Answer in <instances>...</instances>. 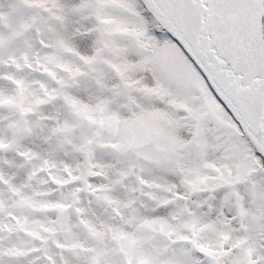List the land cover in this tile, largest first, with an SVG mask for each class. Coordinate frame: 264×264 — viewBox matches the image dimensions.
<instances>
[{"label":"snow or ice","instance_id":"obj_1","mask_svg":"<svg viewBox=\"0 0 264 264\" xmlns=\"http://www.w3.org/2000/svg\"><path fill=\"white\" fill-rule=\"evenodd\" d=\"M0 264H264V0H0Z\"/></svg>","mask_w":264,"mask_h":264}]
</instances>
